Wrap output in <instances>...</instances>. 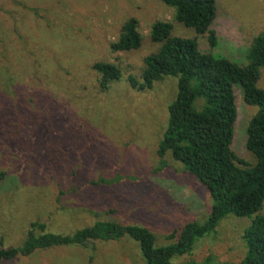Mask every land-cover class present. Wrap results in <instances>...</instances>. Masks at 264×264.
I'll list each match as a JSON object with an SVG mask.
<instances>
[{"label":"rangeland","instance_id":"374dc122","mask_svg":"<svg viewBox=\"0 0 264 264\" xmlns=\"http://www.w3.org/2000/svg\"><path fill=\"white\" fill-rule=\"evenodd\" d=\"M216 5L211 30L217 42L211 47L209 34L176 22L174 10L158 0H0V121L9 109L12 121L41 127L33 138L14 141L8 156L0 154V174L6 173L0 247L20 246L35 221H47L50 232L72 234L97 220L148 228L157 246H167L173 231L207 219L213 203L208 190L170 155L158 156L178 80L168 77L139 92L128 77L141 80L144 58L159 49L151 40L157 21L172 23L175 37L197 40L203 53L248 65L254 40L264 34V0ZM132 18L139 21L142 47L112 53L111 44ZM105 61L118 65L123 78L102 92L91 66ZM257 86L264 90V69ZM234 94L238 118L231 148L253 165L248 127L259 107L245 102L241 86ZM102 179L110 186L88 185ZM251 221L226 217L216 233L174 263H241ZM90 254L81 248L39 251L4 264H91ZM92 264L145 262L137 244L124 240L98 243Z\"/></svg>","mask_w":264,"mask_h":264},{"label":"trees","instance_id":"16d2710c","mask_svg":"<svg viewBox=\"0 0 264 264\" xmlns=\"http://www.w3.org/2000/svg\"><path fill=\"white\" fill-rule=\"evenodd\" d=\"M158 1L174 10L176 22L194 29L198 35L209 34L210 46H216V33L211 27L217 17V0ZM172 32L170 22L157 21L152 25L151 40L159 49L144 58L141 80L129 76L128 82L133 90L142 92L152 90L156 82L168 77L178 80L177 96L169 106L168 124L158 156L164 160L170 155L208 190L213 203L207 219L173 231L167 238L174 242L167 246H157V238L148 228L113 220H97L72 234L50 232L47 221H35L20 246L0 247V264L30 257L39 251L65 248L89 250L92 264L98 243L124 240L137 244L145 264H175L174 259L191 254L196 242L216 233L220 223L230 215L252 219L244 234L247 253L239 264H264V216L259 215L264 205V90L257 86L264 69V34L254 40L248 65L242 67L203 53L197 40L175 37ZM142 44L139 21L132 18L110 48L112 53H130L139 50ZM91 70L96 73L102 92L123 78L122 69L111 62L94 63ZM236 85L243 89L248 105L259 107L248 127L247 149L256 158L253 165L239 158L231 148L238 118ZM199 100H203L200 108L197 107ZM11 116L14 117L9 109H3L0 124L9 121L2 128L0 125L2 156L10 154L14 141L31 139L41 129L38 125L12 121ZM5 178L6 173L2 172L0 183ZM110 184L102 179L88 185Z\"/></svg>","mask_w":264,"mask_h":264}]
</instances>
